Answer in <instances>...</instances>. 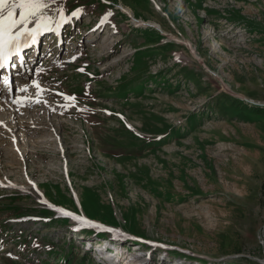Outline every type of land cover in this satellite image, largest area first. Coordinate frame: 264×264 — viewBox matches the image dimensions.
<instances>
[{"label":"rangeland","instance_id":"1","mask_svg":"<svg viewBox=\"0 0 264 264\" xmlns=\"http://www.w3.org/2000/svg\"><path fill=\"white\" fill-rule=\"evenodd\" d=\"M46 2L84 43L0 92V264H264V0Z\"/></svg>","mask_w":264,"mask_h":264},{"label":"snow or ice","instance_id":"2","mask_svg":"<svg viewBox=\"0 0 264 264\" xmlns=\"http://www.w3.org/2000/svg\"><path fill=\"white\" fill-rule=\"evenodd\" d=\"M8 7L7 15H4L5 7ZM49 8L46 0H0V67L14 52H19L21 42L27 46V39L31 38L35 42V36L41 31H51L53 18L44 14V9ZM16 9H20L19 19L16 18ZM60 14V20L66 19L63 9H57ZM82 10L72 13L73 16ZM36 19L34 28H29L33 18ZM19 26H23L19 31H15ZM39 87V85H37ZM75 99V97H68ZM72 215V213H65ZM83 220L82 217H74Z\"/></svg>","mask_w":264,"mask_h":264},{"label":"bare ground","instance_id":"3","mask_svg":"<svg viewBox=\"0 0 264 264\" xmlns=\"http://www.w3.org/2000/svg\"><path fill=\"white\" fill-rule=\"evenodd\" d=\"M64 16L66 17V19L63 20V21H69V20H70L69 14H64ZM58 19L60 20V15H59ZM136 23H137L138 25H140V24H142L143 22L136 20ZM137 24H136V25H137ZM145 24H146V23H145ZM145 24H144V25H145ZM32 28H34V27H32ZM108 37H109L108 40H110V39H111V36H108ZM112 41H114V40H112ZM112 41H111V42H112ZM117 41H119V40H117ZM120 41H121V40H120ZM111 42H109V44H111ZM114 42H115V41H114ZM107 46H108V45H106L105 47L107 48ZM1 100H2V99H1ZM3 100H4V101H1L2 103L0 102V106L4 107V108H2V109H4V110H5V109L7 110V109L10 108V109H11V114H12L13 116H14V114L17 115L18 110H21V109H19V108H16V109L13 110V109L11 108V107H12L11 105H9L10 107L7 106V101H8V99H5V97H4ZM0 111H1V110H0ZM12 111H13L14 113H13ZM11 114H10V115H11ZM32 118H33V117H32ZM25 119H26V118H25ZM27 119H28V118H27ZM33 120H34V119H33ZM35 121H36V119H35ZM8 122H9V121H8ZM11 123H12V121H11ZM11 123H10V124H11ZM29 123H30V122H29ZM39 123H40V122H39ZM39 123H37V124H39ZM0 124L5 125V126H8V129H9V131H10L11 133H12V132H15V129H16V128H11V129H10L11 125H9V123H6L5 121L1 120V118H0ZM31 124H32V123H31ZM31 124H30V125H31ZM41 124H43V123H41ZM30 125H29V126H30ZM32 125H33V124H32ZM29 126H28V127H29ZM39 126L41 127V125H39ZM39 126H37V127H39ZM40 127H39V128H40ZM39 128H38V129H39ZM43 129H44V128H43ZM45 129H46V128H45ZM33 131H34V129H33ZM46 132H47V131H46ZM46 132H45V133H46ZM33 133H34V132H33ZM37 133H38V132H37ZM39 133H40V132H39ZM43 134H44V133H43ZM43 134H42V135H43ZM40 135H41V134H40ZM12 137H13V136H12ZM40 137H42V136H40ZM15 138H16V137H13V139H15ZM42 138H43V140H41V142L44 141L45 143H48V140H50L51 136H49V135H45V134H44V136H43ZM55 138H56L57 141L59 142L60 139H58L57 137H55ZM55 138H52V139L55 141ZM32 139H33V137H32ZM28 140H29V139H28ZM37 140H38V139H37ZM37 140H36V141H37ZM39 140H40V139H39ZM18 141H19V140H18ZM16 142H17V138H16ZM58 142H55V143H58ZM13 143H14V142H13ZM30 143H31V142H30ZM42 143H43V142H42ZM32 144H33V143H32ZM14 146H15V145H14ZM16 148L19 150V146L16 147ZM15 150H16V149H15ZM15 150H14V153H13V157H14V156L17 157V155H22V154L18 153V151H15ZM11 156H12V155H11ZM22 156H23V155H22ZM40 197H41V196H38V198H40ZM41 198H42V197H41ZM38 202H40V203L44 202V203H45L46 201L43 200V199H39ZM100 243H102V242H100ZM102 244H103V243H102ZM101 246H102V245L100 244L99 247H101ZM126 251H127V248H126V250H125V252H124L125 254H126ZM144 253H145V252H144ZM144 253H143V254H144ZM113 256H114V254H113ZM136 256L138 257V254H137ZM130 259H131V260H130ZM130 259H123V257H122V258H120V261H122L123 264H142V263H140V259H139V260H137V259H135V258H130ZM142 260H143V259H142Z\"/></svg>","mask_w":264,"mask_h":264}]
</instances>
